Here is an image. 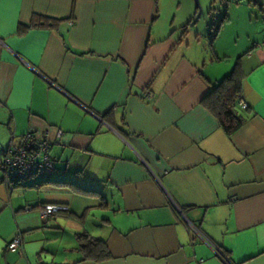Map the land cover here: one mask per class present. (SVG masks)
<instances>
[{
  "label": "crops",
  "instance_id": "obj_1",
  "mask_svg": "<svg viewBox=\"0 0 264 264\" xmlns=\"http://www.w3.org/2000/svg\"><path fill=\"white\" fill-rule=\"evenodd\" d=\"M225 1L250 13L243 50L219 43L231 11L210 38L190 31L192 0H0V159L63 132L54 172L10 194L0 179V264H225L195 230L264 264V0ZM33 15L52 24L18 35ZM237 62L249 115L228 135L200 100ZM44 203L67 210L43 221ZM83 232L112 259L81 261Z\"/></svg>",
  "mask_w": 264,
  "mask_h": 264
},
{
  "label": "built area",
  "instance_id": "obj_2",
  "mask_svg": "<svg viewBox=\"0 0 264 264\" xmlns=\"http://www.w3.org/2000/svg\"><path fill=\"white\" fill-rule=\"evenodd\" d=\"M146 97H152L145 93ZM238 105L245 109L247 104L242 97ZM63 132L56 130L53 138L48 129L42 131H28L20 136L17 143L10 141L4 149L0 159V179L6 184L8 193L12 189L30 178L46 176L55 171V161L51 155V148L62 137ZM67 210V207L60 204L44 203L38 207V212L43 221L59 211ZM197 235L206 241L214 250L215 254L225 264H233L223 252L206 238L199 230ZM22 243L21 233L18 232L7 244V248L19 247Z\"/></svg>",
  "mask_w": 264,
  "mask_h": 264
},
{
  "label": "trees",
  "instance_id": "obj_3",
  "mask_svg": "<svg viewBox=\"0 0 264 264\" xmlns=\"http://www.w3.org/2000/svg\"><path fill=\"white\" fill-rule=\"evenodd\" d=\"M51 24L49 19L33 15L28 26L19 25L17 27V34L22 35L29 29ZM215 34L216 31L213 35ZM242 79V71L237 62L227 75L217 83L210 85L208 93L200 100V103L215 116L220 127L228 135L239 130L248 119V107L242 109L238 105L242 94ZM76 239L78 250L81 253V261L89 260L100 263L112 259L104 240L86 232L78 233Z\"/></svg>",
  "mask_w": 264,
  "mask_h": 264
},
{
  "label": "rangeland",
  "instance_id": "obj_4",
  "mask_svg": "<svg viewBox=\"0 0 264 264\" xmlns=\"http://www.w3.org/2000/svg\"><path fill=\"white\" fill-rule=\"evenodd\" d=\"M194 5L197 6V1L199 3V6L202 8L201 6V2L204 3H208L211 1V5L209 9H205L202 10V14L199 17V19L196 21V23H194L193 25H191L193 18L189 25L190 31H201L202 35L203 33L207 36H203L210 38L214 33H215V29L217 27L218 24H220V20L222 18H224L225 13L227 12L228 16L229 13L231 11V16H232V20L231 22H229L226 26H224L221 30H220V40L219 43L222 47H226V49L228 50L230 48V46H234V44L237 43V49L238 47L240 48V50H243L245 48V44L244 41H242V39H239V41L236 38V33L237 32H241V28L242 27H246V21L244 20L243 16L244 15H248L250 13L248 12H240L239 10H236L235 8H232V10H228L225 8L220 7V3L223 2L224 0H192ZM229 2H231L232 0H228ZM228 1L226 0L225 2L228 3ZM203 9V8H202ZM211 9V10H210ZM208 14H212L214 20H209V18H207ZM242 18V19H241ZM241 20V21H240ZM210 36V37H209Z\"/></svg>",
  "mask_w": 264,
  "mask_h": 264
},
{
  "label": "water",
  "instance_id": "obj_5",
  "mask_svg": "<svg viewBox=\"0 0 264 264\" xmlns=\"http://www.w3.org/2000/svg\"><path fill=\"white\" fill-rule=\"evenodd\" d=\"M197 9H198V11H197V13H196V15H195V18L193 19L191 25H193L194 23H196V21L199 19V17H200L201 14H202V10H203V9L199 6L198 1H197ZM208 17H209V20H214L212 14H208Z\"/></svg>",
  "mask_w": 264,
  "mask_h": 264
}]
</instances>
